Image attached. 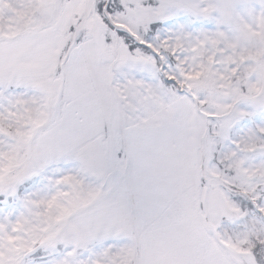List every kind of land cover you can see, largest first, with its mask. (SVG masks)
Here are the masks:
<instances>
[{
  "label": "snow or ice",
  "instance_id": "1",
  "mask_svg": "<svg viewBox=\"0 0 264 264\" xmlns=\"http://www.w3.org/2000/svg\"><path fill=\"white\" fill-rule=\"evenodd\" d=\"M0 264H264V0H0Z\"/></svg>",
  "mask_w": 264,
  "mask_h": 264
}]
</instances>
